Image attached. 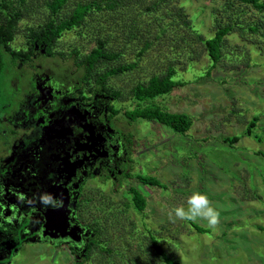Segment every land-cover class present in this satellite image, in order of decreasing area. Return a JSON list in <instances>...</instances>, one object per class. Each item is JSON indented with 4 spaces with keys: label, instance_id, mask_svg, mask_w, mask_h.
Segmentation results:
<instances>
[{
    "label": "rangeland",
    "instance_id": "1",
    "mask_svg": "<svg viewBox=\"0 0 264 264\" xmlns=\"http://www.w3.org/2000/svg\"><path fill=\"white\" fill-rule=\"evenodd\" d=\"M10 1L11 9L23 8L9 47L19 51L24 48L25 31L35 29L43 23L47 9L44 7L45 0H25L23 3L5 0V4L10 5ZM171 3L182 4L185 15L191 18L202 38L212 35L211 18L213 14L219 17L222 0H171ZM70 7L71 5H67L62 9L60 16L68 14ZM159 11L145 18L139 17L138 21L144 20V24L153 18L159 19ZM1 12L5 10L2 11L0 7V14ZM128 16L133 17L132 12L125 13L123 18L107 17L105 20L96 17L84 29L64 33L56 40L50 55L38 49L24 61L12 59L2 53L0 134L4 131L7 135L6 119L23 111L25 107L22 100H26L30 82L41 76L61 90L69 87H94L92 79L85 80L83 77L85 70L79 60L94 47V40L99 34L102 35L101 38L107 39L109 51L122 52L118 61L104 63L99 69L100 73L119 63L138 62L132 71L105 78V86L112 91L121 92L116 100L106 103L117 111L115 119L122 125H130L123 113L130 111L135 105L128 90L136 83L163 71L167 63L172 62L175 70L171 81L183 85L172 88L165 96L155 98L150 105H156L163 112L187 115L192 119L191 125L187 132L178 135L155 120L138 118L131 122L130 129L135 130L131 142L135 146L134 151L140 153L135 157L134 163L151 162V176L158 180L159 187L146 190L149 196L145 197V207L140 213L130 205V194L127 193L131 192V189H127L132 185L138 191L142 188L135 183V172H131L129 180L121 176L116 183L105 184L104 189H109L110 193L114 185L120 188L115 196L108 197V193L97 192V196L104 198L105 204L118 205L113 212L118 213L116 208L121 209V218L120 215L106 217L105 227L107 225L108 228L102 238L111 245L109 247L114 252L111 254L103 251V257L100 256V261L95 264H163L159 256H156L152 242L160 247L164 256H173L179 264H264L262 30L247 37L234 32L228 35L223 58L210 69L207 57L194 39L188 43L179 42L178 47H184V50H180L175 49L176 46L165 38L151 45L148 52L136 61L133 52L135 45L122 48L126 41ZM169 20L162 18L163 22ZM242 20L248 24L259 23L260 20L261 28L264 27L263 19L247 9ZM142 35L145 36L144 32ZM173 50L179 54L171 55ZM188 50L191 62L187 61ZM85 94L90 95L87 92ZM71 98L78 100L74 91ZM251 117L257 118L256 127L247 136L244 130ZM231 137H238L237 142L229 144L223 141L224 138ZM0 140L6 141L7 138L0 135ZM91 192L93 199H97L96 192ZM193 192L207 194L212 206L220 213L218 225L210 227L202 219L184 221L169 218V212L175 208H187V198ZM106 213V210L98 211L92 216L105 217ZM9 220L10 218L6 224L0 212V241L6 247L1 252L0 260L11 253L14 245L15 226L10 225ZM9 232L12 233L11 236H8ZM95 246L103 250L101 245ZM31 251L35 249L23 247L17 252L18 258L24 264H33L34 261L36 264H52L51 257L50 262L45 256L29 260L30 258L20 255L21 252L28 254ZM53 264L60 263L55 260ZM70 264H82V261H71ZM83 264L93 263L89 260Z\"/></svg>",
    "mask_w": 264,
    "mask_h": 264
},
{
    "label": "flooded vegetation",
    "instance_id": "2",
    "mask_svg": "<svg viewBox=\"0 0 264 264\" xmlns=\"http://www.w3.org/2000/svg\"><path fill=\"white\" fill-rule=\"evenodd\" d=\"M29 86L26 100H22L25 108L6 119L7 135L0 134L7 138L0 140V212L6 224L10 218L9 224L15 226L14 250L0 263L24 264L17 252L27 247L35 251L20 255L29 260L45 256L50 262L52 258V264L55 260L95 264L100 261L97 252L103 257L111 246L102 238L108 228L106 217L121 218V209L113 212L118 205L105 204L97 192L115 196L120 188L114 185L110 193L105 184L116 183L121 176L129 180L134 172L142 181L153 177L152 163H134L140 155L131 142L135 130L130 129L131 122L122 125L115 119L118 113L106 103L112 99H103L84 87L61 90L42 76ZM73 91L76 101L71 98ZM134 180L141 190L132 185L127 191L134 189L145 200L148 187ZM44 193L60 201L59 206L43 205L39 198ZM104 210L105 217L92 216ZM2 244L0 241V255L6 250Z\"/></svg>",
    "mask_w": 264,
    "mask_h": 264
},
{
    "label": "trees",
    "instance_id": "3",
    "mask_svg": "<svg viewBox=\"0 0 264 264\" xmlns=\"http://www.w3.org/2000/svg\"><path fill=\"white\" fill-rule=\"evenodd\" d=\"M24 1L17 0V3H23ZM6 2L5 0L0 1L2 11L5 10V12H1V14H4L3 16L0 14V69L2 53L7 54L12 59L19 58L24 61L29 59L32 56V52L38 49L44 50L50 55L56 40L64 33L82 30L86 24L96 17L105 18V20L107 17L109 19L123 18L125 13L129 14L131 12L133 17L128 16V27L125 33L126 41L125 46L122 48L127 49L129 46L135 45L133 46L134 50H132L135 52L136 61H139L142 55L148 52L151 45L163 41L165 38L176 46L175 49L180 50H184V47H178L177 44L179 42L188 43L190 42L189 40L194 39L201 47L202 53L207 57V61L210 63L209 68L211 69L223 58L224 45L228 35L234 32L247 37L253 36L262 30V36H264V27L261 28L260 20L259 23L252 22L251 24L242 20L247 9L261 17L264 23V0H222L220 12L218 13L219 17L216 14L212 15L213 33L208 38H202L196 31L191 18L185 15L182 4L176 5V3H171V0H45L44 7L47 9L45 20L35 29L26 30L24 48L14 51L9 47L15 35L17 21L21 18L23 8L15 7L11 9V1L10 5H6ZM67 5H71L68 14L60 16V12ZM163 10L165 11L163 12ZM158 11L159 19L153 18V20L144 24V20L138 21L139 17L145 18ZM162 18L170 20L163 22ZM142 32H144L145 36L142 35ZM180 32L183 33L180 34ZM108 35L112 38L111 33ZM99 36L94 40V47L80 58L79 64L85 70L83 76L85 80L92 79L93 81L94 87L91 89L88 86L90 92L99 94L103 99L116 100L121 96V92L118 90L112 91L111 88L105 86V78L132 71L137 67L138 62L119 63L115 67L106 68L100 73L99 69L102 68L101 66L104 63L118 61L122 52L109 51L107 49V39L101 38V34ZM190 50L186 52L187 56H189ZM172 54L176 56L179 53L173 50ZM190 57L187 58L188 62H191ZM173 70H175L173 63L168 62L163 71L151 75L143 82L136 83L128 90L129 97L135 103L130 111H124L123 113L129 122L138 118L155 120L160 125L170 129L174 134L183 135L188 131L192 121L189 116L163 112L156 105H150L155 98L165 96L169 94L172 88L183 85L180 82L171 81V77L174 74ZM115 112L117 113V111ZM256 122V117H251L246 122L245 135L249 136L252 133L256 127ZM237 140L238 137L223 139L224 142L229 144H233ZM262 155L264 156V152ZM134 177L137 180L140 179L138 174L134 175ZM139 181L146 185L148 189L159 187L158 180L153 177ZM129 193L130 205L138 213L143 212L145 207L144 198L134 189H131ZM150 241L152 242L151 238ZM152 246L156 256H159L163 264H179L173 256H164L158 245L152 242ZM109 252L112 254L114 250L110 247ZM97 253L102 256L101 252ZM100 256L99 259H101Z\"/></svg>",
    "mask_w": 264,
    "mask_h": 264
},
{
    "label": "clouds",
    "instance_id": "4",
    "mask_svg": "<svg viewBox=\"0 0 264 264\" xmlns=\"http://www.w3.org/2000/svg\"><path fill=\"white\" fill-rule=\"evenodd\" d=\"M39 199L45 206L58 207L61 203L48 193L41 194ZM186 204V209L184 207H177L169 212V218L184 221H196L197 219H202L207 221L210 227L218 225L220 213L212 206V202L207 194L193 192L187 198Z\"/></svg>",
    "mask_w": 264,
    "mask_h": 264
}]
</instances>
